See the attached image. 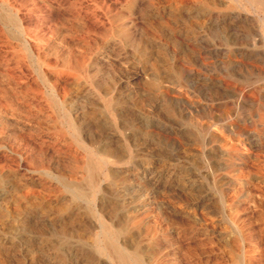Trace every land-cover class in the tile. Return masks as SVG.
Returning a JSON list of instances; mask_svg holds the SVG:
<instances>
[{"label":"rangeland","instance_id":"1","mask_svg":"<svg viewBox=\"0 0 264 264\" xmlns=\"http://www.w3.org/2000/svg\"><path fill=\"white\" fill-rule=\"evenodd\" d=\"M160 1L0 0V264H117L106 222L145 264H264V47Z\"/></svg>","mask_w":264,"mask_h":264},{"label":"bare ground","instance_id":"2","mask_svg":"<svg viewBox=\"0 0 264 264\" xmlns=\"http://www.w3.org/2000/svg\"><path fill=\"white\" fill-rule=\"evenodd\" d=\"M152 1V0H151ZM149 0V2H151ZM157 1V0H156ZM162 1V0H161ZM160 1V2H161ZM169 4V12L168 15L161 16L162 20L160 24H164L167 27L171 28L173 30L175 24H184L189 26L190 28H194L193 26H200V30L205 31V29H213L215 31L214 33V40L212 46L214 48H218L216 46H225V47H234V50L240 49V48H251L255 50H259L264 47V0H167ZM162 4V3H161ZM141 5V4H140ZM147 6V5H146ZM150 6V5H148ZM147 6V7H148ZM153 6V5H152ZM159 6V4H158ZM156 7V6H155ZM196 9H195V8ZM125 9V8H124ZM139 9V8H138ZM152 9V8H151ZM156 9V8H154ZM160 9V8H159ZM147 11V10H146ZM160 11V10H159ZM127 14V11H125ZM154 12V11H153ZM167 12V11H166ZM130 13V12H129ZM149 13V12H148ZM154 14V13H153ZM162 14V13H160ZM129 15V14H128ZM135 16V15H134ZM131 17V16H128ZM127 17V18H128ZM109 19V17L107 18ZM125 19V18H124ZM123 19V20H124ZM149 19V17H148ZM151 19V18H150ZM110 20V19H109ZM122 20V21H123ZM127 21V19H126ZM129 21V20H128ZM131 21V20H130ZM143 22L145 20H142ZM149 21V20H148ZM153 21V20H152ZM139 22V21H138ZM141 22V21H140ZM150 22V21H149ZM129 23V22H128ZM127 23V24H128ZM132 23V22H131ZM158 23V22H155ZM113 24V23H111ZM124 24V23H123ZM126 24V26H127ZM141 24V23H140ZM139 26H143L140 25ZM116 25V24H115ZM113 25V26H115ZM148 25V24H147ZM112 26V25H111ZM110 26V27H111ZM151 26V25H150ZM154 26V25H153ZM156 26V24H155ZM159 26V24L157 25ZM125 27V26H124ZM138 27V25H137ZM160 27V26H159ZM179 27V26H178ZM114 28V27H113ZM117 27H115L116 29ZM134 28V26H133ZM144 28V27H143ZM150 28V27H149ZM158 28V27H157ZM163 28V27H162ZM153 31V28H151ZM156 29V28H155ZM166 29V28H165ZM176 29V28H175ZM183 29V28H182ZM126 30V29H125ZM137 30H139L137 28ZM145 30V28H144ZM158 30V29H157ZM164 30V29H163ZM162 30V31H163ZM123 31V30H122ZM155 31V30H154ZM161 31V32H162ZM199 31V30H198ZM197 31V32H198ZM120 32V31H119ZM124 32V31H123ZM136 32V31H135ZM141 32H145L142 31ZM156 32V31H155ZM167 32V31H166ZM195 32V31H194ZM201 32V31H200ZM146 33V32H145ZM206 33V32H205ZM218 33V34H217ZM220 33V34H219ZM127 34V33H126ZM134 34V33H133ZM132 34V35H133ZM156 34V33H155ZM163 34V32H162ZM169 34V33H168ZM188 34V33H187ZM208 34V32H207ZM213 34V32H212ZM147 35V34H146ZM206 35V34H205ZM210 35V34H209ZM207 35V36H209ZM221 35V36H220ZM149 35H147L148 37ZM154 36V35H153ZM160 36V35H159ZM172 36V35H171ZM126 37V36H124ZM131 37V36H130ZM138 38H141L137 36ZM150 38L152 36H149ZM155 37V36H154ZM153 37V38H154ZM201 37V36H200ZM205 37V36H203ZM211 37V36H210ZM209 37V38H210ZM213 37V36H212ZM161 38V37H160ZM197 38V37H196ZM192 39L189 43L193 44H201L203 43V39L198 41L197 39ZM122 39V38H121ZM132 39V38H131ZM145 39V38H144ZM156 39V38H155ZM159 39V38H158ZM212 39V38H211ZM141 40V39H140ZM148 40V39H145ZM153 40V39H152ZM183 40V39H181ZM208 40V39H207ZM119 41V39H118ZM142 41V40H141ZM144 41V40H143ZM142 41V42H143ZM154 41V40H153ZM209 41V40H208ZM119 43V42H118ZM132 43V41H131ZM130 43V44H131ZM135 43V42H133ZM131 44L134 46V44ZM148 43V42H146ZM167 43H170L172 45H182L186 42H182L179 40H171ZM188 43V44H189ZM208 43V42H207ZM211 43V41H210ZM145 44V43H144ZM162 44V43H161ZM166 44V43H165ZM140 45V44H139ZM149 45V44H148ZM160 45V44H159ZM211 45V44H210ZM209 45V46H210ZM146 46V45H145ZM195 46V45H193ZM201 46V45H200ZM128 47V46H127ZM131 47V46H129ZM148 47V46H147ZM165 47V46H164ZM174 47V46H173ZM181 47V46H180ZM185 47V46H184ZM188 46H186L187 48ZM211 47V46H210ZM150 48V47H148ZM155 48V47H154ZM157 48V45H156ZM160 48V47H159ZM190 48V47H189ZM193 48V47H192ZM200 48V47H199ZM203 48V47H202ZM208 48V47H207ZM206 48V49H207ZM188 49V48H187ZM160 50V49H159ZM162 50V49H161ZM193 50V49H191ZM195 50V49H194ZM225 50V49H224ZM183 51V50H182ZM250 51V50H248ZM187 52V51H186ZM203 52V51H202ZM229 52V50H227ZM231 52V51H230ZM207 53V52H206ZM210 53V52H209ZM238 53V52H237ZM259 53V52H258ZM257 53V54H258ZM202 54V53H201ZM213 54V52L211 53ZM256 54V55H257ZM261 54V53H260ZM200 55V52H199ZM210 55V54H208ZM231 55V54H230ZM205 56V55H203ZM211 57V56H210ZM217 57V55H216ZM224 58V57H223ZM249 58V57H248ZM263 58V57H262ZM216 59V58H215ZM219 59V58H218ZM222 59V58H220ZM219 59V61H220ZM225 59V58H224ZM244 59H247V57L242 56L240 54H233L230 57V61L234 62H242ZM223 60V59H222ZM228 60V59H227ZM203 62V61H202ZM201 62V63H202ZM216 62V61H215ZM222 62V61H221ZM221 62H218L219 64ZM229 62V60H228ZM214 63V61H213ZM243 63V62H242ZM258 63V62H257ZM264 63V62H263ZM68 64V63H67ZM73 64V63H71ZM222 64V63H221ZM234 64V63H233ZM241 64V63H240ZM247 64V63H246ZM205 65V63H203ZM229 65V64H228ZM238 65V63H237ZM245 65V63H244ZM256 65V64H254ZM253 65V66H254ZM70 66V64H69ZM72 66V65H71ZM248 66V65H247ZM246 66V67H247ZM235 67V64H234ZM241 67V66H240ZM252 67V66H250ZM74 68V67H73ZM220 68V67H219ZM218 68V70H219ZM231 68V67H230ZM223 69V68H222ZM229 69V68H228ZM224 70V69H223ZM237 70V69H236ZM240 70V69H238ZM242 70V69H241ZM190 71V70H189ZM231 71V70H229ZM225 72V70H224ZM242 72V71H241ZM183 73V72H182ZM189 73V72H188ZM223 73V72H222ZM238 73V72H237ZM229 74V73H228ZM235 74V72H234ZM242 74V73H241ZM240 74V75H241ZM224 75H227L224 73ZM182 76V74H181ZM237 76V75H236ZM214 77V76H213ZM182 78V77H181ZM235 78V77H234ZM238 78V77H237ZM86 154V153H85ZM89 154V153H88ZM93 155V154H92ZM91 156V155H90ZM94 156V155H93ZM95 160V159H94ZM97 161V160H96ZM100 161V159H99ZM94 162V161H93ZM90 158L86 161H84L79 167L81 172V178L82 180H85V182L89 183L91 187L94 185L95 182V173H98L97 169H100V164L93 163ZM98 162V161H97ZM102 162V161H101ZM99 162V163H101ZM103 166V165H102ZM102 172V170H101ZM100 173V172H99ZM101 174V173H100ZM76 175V174H75ZM80 176V175H79ZM99 176V174H98ZM78 178V177H77ZM97 178V177H96ZM101 178V177H100ZM61 179V178H60ZM75 179V178H74ZM97 180V179H96ZM64 181V180H63ZM72 181V180H71ZM101 181V180H100ZM74 182V181H73ZM81 182V181H80ZM83 182V181H82ZM103 182V181H102ZM78 183V182H77ZM98 184V183H97ZM66 185V184H65ZM80 185L74 186L72 188H69V192L73 194L74 197H83L86 196L87 193L83 191L80 187ZM99 186V185H98ZM95 186V187H98ZM67 187V185H66ZM83 187V186H82ZM90 189V188H89ZM93 189V187L91 188ZM66 190V189H65ZM87 190V188H86ZM94 190V189H93ZM98 190V188H97ZM92 191V190H90ZM89 191V192H90ZM88 192V193H89ZM92 193V192H91ZM97 193V192H96ZM90 194V193H89ZM89 198V197H88ZM87 198V199H88ZM94 198V196H93ZM92 198V199H93ZM86 200V198H85ZM84 200V201H85ZM88 201V200H87ZM92 201V200H91ZM99 203V202H98ZM96 206V205H95ZM90 207V205H89ZM97 215V214H95ZM98 217V215H97ZM100 220V218H99ZM103 220V219H101ZM98 221V219H97ZM104 222V220H103ZM102 223V222H101ZM107 223V222H106ZM104 223L102 226L103 234L101 235V239L98 241L100 242V248L98 247V252L101 251L107 256L111 257L114 261L117 262V264H145L144 260L140 256L139 253L135 251H129L124 246H121L119 241L115 239L116 231L115 228H111V226ZM118 233V232H117ZM97 236V235H96ZM119 242V243H118ZM96 243V238H95ZM102 244V245H101ZM98 246V245H97ZM100 253V252H99ZM103 257V256H102ZM109 259V258H108ZM113 260L111 262H113Z\"/></svg>","mask_w":264,"mask_h":264}]
</instances>
